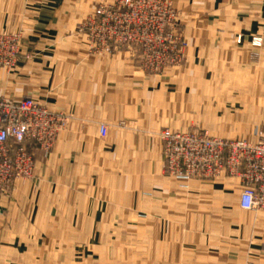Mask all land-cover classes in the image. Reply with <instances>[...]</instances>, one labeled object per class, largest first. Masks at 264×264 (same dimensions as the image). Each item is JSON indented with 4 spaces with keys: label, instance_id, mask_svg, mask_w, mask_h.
Listing matches in <instances>:
<instances>
[{
    "label": "crops",
    "instance_id": "obj_1",
    "mask_svg": "<svg viewBox=\"0 0 264 264\" xmlns=\"http://www.w3.org/2000/svg\"><path fill=\"white\" fill-rule=\"evenodd\" d=\"M99 1L112 0H0V32H20L23 36V54L17 66L11 71L0 68V95L12 99L32 97L49 108L67 110L76 116L68 140L62 141L45 159L37 157L34 178L19 183L0 197V264H54L52 255L60 252V246L54 244V240L61 237L55 224H68L71 228L78 222L86 224V236L80 235V238L87 240L80 245L69 243L70 255L65 259L68 264H99L101 255L96 252L99 246L94 243L102 236L98 224L110 216L113 223L140 221L141 202L150 199L144 197V193H159L157 186H151L153 189L136 187V147L131 145L129 148L127 143L141 140L118 130V140L109 136L102 139L98 132L101 121L116 127L130 123L131 118L127 116L130 103L122 101V96L130 93L126 85L131 78L121 65L124 59L131 62L127 55L121 52L101 57L85 55L82 62L74 56L52 54L53 46L59 47L62 17L88 15ZM179 7L186 21L184 66L179 71L165 74L161 88H165L164 95L168 100L170 97L171 101L177 100L173 97L179 95L181 106L189 111V90L187 84L182 85L189 77V66L197 69L194 77L204 81L210 76V70L206 69L210 63L223 65L228 62L240 70L253 64L262 63L264 67V42L260 48L251 45L254 36L264 38V0H179ZM239 35L242 36L241 43L237 42ZM70 44L82 49L85 46L81 41ZM178 72L180 82L176 81ZM260 77L264 79V74ZM154 78L136 62V75H132L131 81L136 80L137 117L144 108L151 110V102L157 94L156 84L152 82ZM97 80L100 82L96 86ZM247 82L246 87L230 91L235 96L234 102L224 107L229 110V126L234 128L228 132L236 135L234 138L253 140V128L264 127V110L261 111V106L255 102L264 99V81L260 87ZM96 93L100 95L99 104L93 102ZM208 94L206 87L197 89V108L208 110L205 102ZM98 110L101 112L99 118L96 117ZM253 110H258L255 118H251ZM243 112L250 113L243 117ZM80 119L89 123L85 130L82 129L84 125L76 123L81 122ZM111 120L115 121L112 123ZM90 125L96 127V133L91 136L87 134ZM238 126L250 129L237 134ZM152 139L147 137L145 141L150 143ZM154 148L156 151L151 152L153 148L149 146L143 157L152 159L151 164H154L150 169L152 172H148L150 175L158 172V142ZM110 167L114 169L113 173ZM122 167L126 170L122 171ZM110 174L122 179L121 184L111 187ZM210 185L214 208L228 216L223 225L226 224L230 231L236 230L238 215L240 218L247 212L239 205L238 179L227 178ZM112 206L116 207L113 212L109 210ZM124 206H127L126 210H123ZM122 210L124 217L129 218L116 216ZM65 237L75 238L70 234ZM104 264L114 263L107 261Z\"/></svg>",
    "mask_w": 264,
    "mask_h": 264
},
{
    "label": "rangeland",
    "instance_id": "obj_2",
    "mask_svg": "<svg viewBox=\"0 0 264 264\" xmlns=\"http://www.w3.org/2000/svg\"><path fill=\"white\" fill-rule=\"evenodd\" d=\"M114 1L115 0L99 1L94 5L92 12L88 15L74 14L72 16H63L60 22V36L58 37L59 47L53 46L54 51L52 52L53 55L56 53L57 55L74 56L77 61L81 60L82 62L85 55L101 57L107 55L111 56L121 52L127 55L128 59L131 61L128 62L127 59H124L125 62L121 64L124 66L123 69L126 74L130 75L129 78H131L130 82L126 85L130 93L122 96V101L129 102L131 106L128 107L129 110L127 112V116L131 118L130 123H128V125L120 124V126L116 127L115 125H109L107 122L101 121L102 123L100 122L101 124L98 132L102 139L109 136L115 141L118 140L116 137V130H118V132L122 131L124 134L136 135L141 141L127 143L129 148L131 145L136 147V187L139 189H153L151 186H157V192L159 193H155V195H153L152 191V193H144V197L150 199L141 202L139 209L140 221L126 222L120 220V222L113 223L111 221L112 217L109 215V218L105 217L104 222L98 224V231H100L102 236L95 240L94 243L99 246L96 247V252L101 255L99 264H104L107 261L113 262L114 264H264V207H258L254 210H245L247 211L246 214H241L240 218L238 215L236 230L230 231L226 224L223 225L228 216L217 212L214 208V204L211 202L214 197L210 183L227 178H237L240 183L241 197L242 185L240 178L225 173L219 174V176L216 177L198 176L192 173L191 167L188 172L185 170L184 172H180L179 167L178 171L175 162V153L169 152V155L166 153L168 141L163 138L164 132L171 130L177 134L202 133L211 137L235 139L234 136L236 135H233L232 132H228L234 128L229 126V110L224 107V105L234 102L233 99L235 96H232L230 91L235 88L246 87L248 85L247 81H250L253 87L261 86V82L264 81V79L260 77L261 73L264 74L262 63L247 65L248 67L243 70L239 68L236 69L234 64L228 62L223 63V65L210 63L206 66V69L210 70V76L207 80L205 79V81L194 77L197 69L191 66L187 68L189 77H184L188 79L187 82H185V79L183 81L179 80L180 73L178 72L176 76L179 77L175 76L176 81H182L183 87L187 84V89L190 94V108L189 111H187L186 107L181 106V97H179V95L173 97L177 98V100L173 99V101H171V97L168 100L164 95L165 88H163L164 75L174 70L179 71L181 67L184 66L185 61L184 49L187 45V34L185 31L186 21L184 17L182 18L179 0H162L164 9H166V21L162 22L160 20L157 22V25L159 26L161 23L166 24L164 29V36L165 39H167L166 44L169 47H173L174 56L178 55L181 58L179 57L180 60H177L175 63L171 62L160 65L159 67L155 66L153 71H150L152 69L143 66L142 63L138 62L136 59V32L130 29L131 26L129 29H125L127 24H125V28L120 31V37L124 34L125 37L129 39L128 42L119 44V41L116 40L120 38L116 37L114 38L110 50L95 45L99 34L95 26L98 22L93 23L96 21V11L101 5ZM113 22V26H115L116 20ZM71 27L74 30H69ZM5 34L19 38L23 47V36L20 32L1 31L0 37ZM79 41L85 44L83 49L79 46L70 44V42L77 43ZM115 41L118 42V44ZM237 42H242L241 35L237 36ZM263 42V37L254 36L251 40V45L260 48ZM22 47L21 52L23 54ZM20 57L21 55L19 56V60ZM253 57H256V55L254 54ZM255 61L257 60L255 59ZM136 62L146 74L155 77L152 82L156 84L157 89V94L153 97V101L151 102V112L147 108H144V110L139 113L140 116L138 114L139 117H137L136 114V80L131 81L133 80L132 75H136ZM85 63H82V65L85 66L86 64H90ZM16 66L9 68L0 65V68L11 71ZM97 73L98 72H96V74ZM211 74L213 75L211 76ZM97 76H100V74L98 73ZM96 82L97 86L100 80ZM161 84L163 85L162 88ZM200 87H206V91L209 92L208 95H205V102L208 109L205 111L197 108L198 105H196V93L197 89ZM96 91H98V89H96ZM131 91L134 92V94L131 93ZM98 93L95 94L96 99L93 101L97 104L100 103L98 100L100 95H98ZM192 94L195 95L192 96ZM0 97L6 96L0 95ZM241 97L245 98V96ZM257 97V95L254 96V100ZM193 101L195 102L194 105ZM255 102L261 106V111H263L264 99L259 102L256 99ZM49 109L57 115L54 127L55 140L53 148H51L49 152L50 154L62 141L68 140L71 126L75 123L76 116L73 112H68L67 110ZM261 111L259 112H264ZM248 113L250 112H243L241 114L245 117V114ZM257 113L258 110L257 112L253 110L250 113L252 115L251 118H255ZM100 115V110L96 111V117L99 118ZM136 118L139 120L136 121ZM216 118H218V121ZM260 118H262V116H260ZM80 120L81 122L79 121L76 123H80L82 127L84 125L82 129L85 130V125L89 123H86L85 119ZM113 121L115 120H111L112 123ZM102 125L108 128L106 136H102L100 133V127ZM249 129L250 128L238 126L237 134ZM253 130L255 135L253 140H255L256 133L264 131V127H254ZM95 133L96 127L90 125L87 134L91 136L90 134L94 135ZM147 137L153 138L156 141L152 142V139L149 143L145 141ZM156 142H158L159 145L158 154L160 155L157 168L158 172L157 174L150 175L148 172H152L150 169L153 168L154 164H151L152 159H143V157L144 154L148 153L149 146L151 149L153 148L151 152L156 151L154 148ZM44 157V155L41 156V158ZM124 169L126 170V168L122 167V171H124ZM113 170L114 169L110 167V172L113 173ZM35 171L36 167L30 177L19 178L15 186L21 182L32 180L35 176ZM195 171L196 170L193 172L195 173ZM109 176L110 184L112 182L111 187L114 188L121 184L122 179L112 174ZM235 182H237V180H235ZM168 192L170 195H168ZM111 195L112 193L110 196ZM171 196L172 198L170 199ZM126 207L127 206H124L123 210H126ZM111 209L113 212V209H116V207L112 206L109 210ZM123 210L116 216H121L122 219L129 218L128 216L124 217L125 213ZM120 213L122 214L119 215ZM220 221L222 224L219 225ZM85 226L86 224L82 222L73 224L71 228L68 227V224H55V229L56 231L60 230L61 237L54 240V244L56 243L60 246L59 254L52 255L54 264H68L65 258L69 254V243L80 245L87 240H84V237L80 238V235L84 236L86 234ZM69 234L75 236V238L65 237ZM54 244H50V246ZM78 260L81 261V259Z\"/></svg>",
    "mask_w": 264,
    "mask_h": 264
},
{
    "label": "built area",
    "instance_id": "obj_3",
    "mask_svg": "<svg viewBox=\"0 0 264 264\" xmlns=\"http://www.w3.org/2000/svg\"><path fill=\"white\" fill-rule=\"evenodd\" d=\"M160 20L166 21L162 0H115L103 4L93 22H98L95 26L99 31L95 45L110 50L116 37L120 38L116 40L119 44L128 42L124 34L120 37L127 24L125 29L131 26L136 32L138 62L150 71L155 66L175 63L181 57L174 56L173 47L167 46L166 24L158 26ZM21 47L19 38L1 36L0 65L16 66L22 55ZM56 116L32 97H0V197L12 190L19 178L33 174L38 156L49 154L55 140ZM107 132V126L102 125L101 135L106 136ZM163 138L168 141L166 153H175L180 172H188L191 167L198 176L216 177L222 173L238 176L242 185L241 208L264 207V131L257 132L255 140L217 138L202 133L177 134L171 130L165 131Z\"/></svg>",
    "mask_w": 264,
    "mask_h": 264
}]
</instances>
